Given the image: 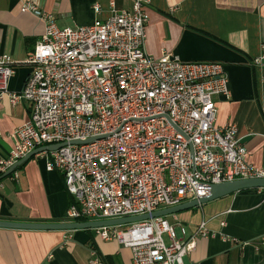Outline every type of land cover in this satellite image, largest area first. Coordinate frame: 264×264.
Listing matches in <instances>:
<instances>
[{
    "label": "built area",
    "instance_id": "2783aa9c",
    "mask_svg": "<svg viewBox=\"0 0 264 264\" xmlns=\"http://www.w3.org/2000/svg\"><path fill=\"white\" fill-rule=\"evenodd\" d=\"M148 1L112 6L105 18L74 26L22 2L21 10L42 17L44 31L27 54L20 91L9 90L14 62L0 51V101L30 104L0 174L34 148L64 143L35 155L45 153V168L62 176L71 196L65 221L140 215L201 198L210 184L264 178V167L246 161L236 126L215 125L212 96H229L222 65L143 51ZM252 63L264 65V48ZM92 230L128 248L131 264H183L196 235L212 234L204 221L187 233L165 216Z\"/></svg>",
    "mask_w": 264,
    "mask_h": 264
},
{
    "label": "crops",
    "instance_id": "0c3cea01",
    "mask_svg": "<svg viewBox=\"0 0 264 264\" xmlns=\"http://www.w3.org/2000/svg\"><path fill=\"white\" fill-rule=\"evenodd\" d=\"M30 1L53 14L60 26L90 24L110 14L112 6L130 9L132 4V0ZM22 2L25 0H0V51L14 62L10 91L23 87L30 70L27 54L44 31L42 17L21 10ZM93 3L99 4V11ZM144 9L143 51L147 55L157 58L163 52L181 61L222 65L229 96H212L215 125L233 123L244 144L246 161L264 167V65L252 63L264 48V0H149ZM29 107L25 100L11 104L4 96L0 101V157L9 154L13 146L9 136L28 119ZM44 156L31 154L0 178L1 220L64 221L71 196L63 189L59 171L45 168ZM14 172L17 178L12 177ZM165 218L182 224L187 233L204 221L212 233L204 238L196 235L195 246L183 257V264L264 263L262 187L229 193ZM129 253L114 240H101L92 229L0 227V264H131Z\"/></svg>",
    "mask_w": 264,
    "mask_h": 264
},
{
    "label": "water",
    "instance_id": "95a60500",
    "mask_svg": "<svg viewBox=\"0 0 264 264\" xmlns=\"http://www.w3.org/2000/svg\"><path fill=\"white\" fill-rule=\"evenodd\" d=\"M97 138V137H94ZM94 138H90L87 140H92ZM75 143H79L78 141H75ZM64 143H57L52 145H46L37 147L34 149H30L31 152L28 153L26 156L18 159L17 162L13 163L12 166H10L7 170L4 171V173L0 176V178L7 176L8 174L12 173L19 164H22V162L26 161L31 157V154H35L37 152L45 150H52L54 148H57ZM261 188L264 189V178H247V179H235L231 181H224L218 184H210L209 185V191L207 195L198 198V199H192L189 201L181 202L180 204H177L175 206L166 207L162 209H158L149 213H144L140 215H133L127 217H121V218H114V219H103V220H85V221H55V222H37L35 220L33 221H15V220H1L0 219V227L2 228H11V229H21V230H77V229H93L96 227L101 226H115V225H126L130 224L136 221H141L157 217V216H166L174 213H178L183 210L191 209L192 207H196L198 205H201L205 202L214 200L216 198H219L223 195H227L229 193H233L242 189L247 188ZM264 264V263H262Z\"/></svg>",
    "mask_w": 264,
    "mask_h": 264
},
{
    "label": "rangeland",
    "instance_id": "374dc122",
    "mask_svg": "<svg viewBox=\"0 0 264 264\" xmlns=\"http://www.w3.org/2000/svg\"><path fill=\"white\" fill-rule=\"evenodd\" d=\"M119 227H121V228H126V225H120Z\"/></svg>",
    "mask_w": 264,
    "mask_h": 264
},
{
    "label": "trees",
    "instance_id": "16d2710c",
    "mask_svg": "<svg viewBox=\"0 0 264 264\" xmlns=\"http://www.w3.org/2000/svg\"><path fill=\"white\" fill-rule=\"evenodd\" d=\"M64 219V221H65V218H63ZM78 221H83V219H81V218H79V219H77Z\"/></svg>",
    "mask_w": 264,
    "mask_h": 264
}]
</instances>
